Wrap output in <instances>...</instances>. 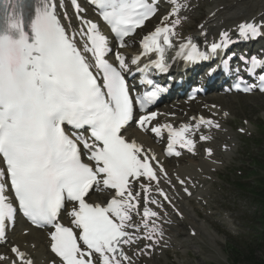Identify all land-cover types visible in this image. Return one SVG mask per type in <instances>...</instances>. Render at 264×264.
<instances>
[{
	"label": "snow or ice",
	"instance_id": "obj_1",
	"mask_svg": "<svg viewBox=\"0 0 264 264\" xmlns=\"http://www.w3.org/2000/svg\"><path fill=\"white\" fill-rule=\"evenodd\" d=\"M71 3L82 27L78 33L69 35L51 0H37L33 14L27 19L26 0H0L3 7L0 14V157L6 165L7 177L0 171V241L6 239L8 223L17 212L6 192L10 183L19 211L32 224L52 229L48 234L49 247L59 258V264H122L130 260L124 245L139 239L153 240V233L157 231L153 218L158 213L148 205L161 207L149 197L151 182L159 181L156 167L151 163L156 157L148 155L134 139L129 140L125 128L134 118V107L138 105L141 111L146 110L163 89L155 87L134 99L123 75L129 71L125 56L117 51V64L109 62L106 59L111 52L108 37L96 22L79 15L84 10L78 0ZM90 3L99 9V15L110 26L121 48L125 47V37L144 26L157 10L155 0H90ZM170 3V16H177L185 7L178 0ZM179 24L180 19L168 22L166 16L160 25L143 36L142 51L131 58V64L137 65L142 56L153 53L156 59L143 68L138 67L137 71L144 73L149 68L167 71L166 48L173 46L171 38L176 35ZM238 32L241 38H254L264 32V21L241 22ZM76 35L85 41L82 49L77 46ZM220 36V42H213L206 52L188 40L179 45L176 57L189 63L208 60L210 54H216L232 42L228 32H221ZM85 53L91 54L94 65ZM251 64L253 68L264 67V61L256 58H252ZM142 82L152 84L151 80ZM242 90L247 92L251 88ZM260 90L264 91V87ZM157 115L147 112L136 123L144 130ZM66 125L78 131L70 135ZM201 125L220 127L213 120L200 117L194 125L175 128L164 124L151 127V132L160 136L166 130L167 154L179 156L174 146L192 152L195 142L188 134L193 127L199 129ZM200 139L209 137L201 135ZM205 151L212 154L211 149ZM84 156L88 163L84 162ZM158 171L166 175L162 166ZM136 183H140L143 191L140 225L132 222V213L139 215L141 207V192L135 190ZM93 189L112 190L114 195L106 204L91 203L86 197ZM157 191L168 199L158 186ZM66 201L73 202L68 226L59 222ZM141 226L147 230L143 236L129 231L139 232ZM11 253L13 257L0 254V262L33 264L18 246L13 245Z\"/></svg>",
	"mask_w": 264,
	"mask_h": 264
},
{
	"label": "rangeland",
	"instance_id": "obj_2",
	"mask_svg": "<svg viewBox=\"0 0 264 264\" xmlns=\"http://www.w3.org/2000/svg\"><path fill=\"white\" fill-rule=\"evenodd\" d=\"M232 103V102H231ZM232 116H233V123H241L242 119H247L253 125L254 123H262L263 116L260 115L261 112H264V99L262 98H251L246 99L244 101H240L239 105L230 104L229 107ZM253 131H257L255 125L252 128ZM246 152V149H243ZM249 152H252V149H248ZM241 158L237 149H233L232 153L229 157H225L226 163L229 164V171L228 173L231 175H236V171L240 170L241 164L238 160ZM243 164L248 162V159L244 157L242 159ZM226 180H229V177H226ZM217 191L214 192V197H216L217 202H222L223 198H226L227 191L225 190L224 197H219ZM227 201V200H226ZM240 205L243 206L245 210L249 212L253 211V208L248 205L247 202L244 200H240ZM241 208L237 207V211L234 210V215L239 216L238 211ZM236 220H239L243 223H239L240 227H245L246 222L244 220H240L235 217ZM243 228H241L243 231ZM221 240L216 242L210 239L204 240L205 247H202V254L199 257L194 256V254L190 251H185V254L181 256L182 261H186L187 263L191 264H223L228 260L230 257V253L228 250V243H232L235 250L240 251L246 247V243H236L235 240L225 239L224 237H220ZM214 242L212 245L210 242ZM153 264H170L167 260H156Z\"/></svg>",
	"mask_w": 264,
	"mask_h": 264
},
{
	"label": "bare ground",
	"instance_id": "obj_3",
	"mask_svg": "<svg viewBox=\"0 0 264 264\" xmlns=\"http://www.w3.org/2000/svg\"><path fill=\"white\" fill-rule=\"evenodd\" d=\"M238 3L237 0H220L219 4L220 6L224 7V13L220 12L219 16L216 20L211 21L212 19H208L206 16H204L200 22L206 21L205 25L211 29L213 25H220L224 26L225 21L229 20V25L234 24L235 17L240 15H248L249 17L254 16L255 14L264 11V0H239ZM216 8V7H214ZM213 17V18H214ZM246 17L247 16H243ZM195 13L190 11L187 16H184V20L187 25L190 26L195 21ZM182 103H179L178 106H182ZM260 115H264V112H261ZM131 131V130H130ZM140 140L144 141L145 139L141 136H139ZM149 148V146H146ZM189 167V165H188ZM182 168H185V166H182L178 168L176 171L180 172ZM96 197L95 195H92L90 199ZM186 209L184 210V214H186ZM29 230V231H28ZM177 237L180 236L179 232H176ZM9 240L13 244L19 245L22 250H24L27 254L32 255L35 258V264H46L48 259H50V256L48 255L46 251V241L43 236V234L40 231L32 230L27 227H20L15 232H12L9 236Z\"/></svg>",
	"mask_w": 264,
	"mask_h": 264
},
{
	"label": "trees",
	"instance_id": "obj_4",
	"mask_svg": "<svg viewBox=\"0 0 264 264\" xmlns=\"http://www.w3.org/2000/svg\"><path fill=\"white\" fill-rule=\"evenodd\" d=\"M260 260H261V262L253 260V261H251L252 263H249V264H264V257Z\"/></svg>",
	"mask_w": 264,
	"mask_h": 264
}]
</instances>
